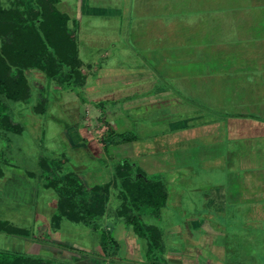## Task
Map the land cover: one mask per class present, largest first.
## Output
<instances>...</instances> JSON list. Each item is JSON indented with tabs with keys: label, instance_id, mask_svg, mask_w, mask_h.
<instances>
[{
	"label": "crops",
	"instance_id": "crops-1",
	"mask_svg": "<svg viewBox=\"0 0 264 264\" xmlns=\"http://www.w3.org/2000/svg\"><path fill=\"white\" fill-rule=\"evenodd\" d=\"M119 3V0H80L79 16H114L120 12L121 26L126 34L133 36L141 52L138 57L143 62L138 70L110 69L115 72L105 77L106 83L110 82L107 81L110 76L119 79L111 81L104 92L98 89L101 77L98 73L94 77L86 76L84 85L74 89L47 79L39 71L34 73L44 78L45 88L53 83L58 85L61 95L72 93L82 102H87L89 95L95 96L89 101L90 107L113 101L110 107L105 106L108 126L101 146L105 149V142L111 140L107 149L114 160H128L142 169L148 179L164 181L168 197L160 217L145 215L142 219L158 228L163 243L160 256L165 259L168 254L169 264H179L174 262L177 260L181 264H264V0H122ZM71 18L69 24L75 31L80 52L77 37L80 18ZM91 64L82 61V67ZM134 72L137 79L129 82V75ZM118 86L120 90H116ZM76 89L80 92L75 93ZM54 95L47 91L48 116L33 109V120L38 119L43 125L61 124L64 129L59 133L61 144L68 142L72 155H82L94 163L87 169L77 168L89 188L111 182L114 171L106 173L108 170L103 165L96 166L99 159L93 140L82 136L75 125L64 126L60 118L52 115ZM33 97L37 99L34 92ZM115 134H125L134 140L114 143ZM61 157L66 158L64 154ZM62 161L64 165L70 163L69 158L66 163ZM195 164L202 173L208 171L207 180L213 192L206 195L205 207L216 212L188 221L190 243L197 241H192L196 236L198 240L216 238L215 243L210 241L216 246L209 249L207 261L199 263L194 253H179L178 241L171 240L167 245L163 229L145 221L162 219L167 205L177 199L173 185L192 179ZM214 171L218 172L216 182L210 181L214 176L209 179V172ZM26 172L33 171H25V175ZM16 175L11 173L13 179L20 178ZM114 191L117 192L112 189L110 196ZM110 205L109 202L106 205V218L109 221L115 216L118 224L109 232L118 245L111 264H152L147 256L148 240L138 236L119 215L121 203L113 212L109 211ZM228 212H238L242 220L232 214L234 222L227 223L224 218ZM231 227L234 230H230V235L236 246L229 248L232 240H227V229ZM130 228L141 241L132 235L128 237ZM124 235L129 239L124 245L129 248L127 254L121 245ZM98 236L99 245L93 251L73 246L71 251L91 258L84 264L95 262L97 248L105 256L100 233ZM138 254L141 262L135 260Z\"/></svg>",
	"mask_w": 264,
	"mask_h": 264
},
{
	"label": "rangeland",
	"instance_id": "rangeland-1",
	"mask_svg": "<svg viewBox=\"0 0 264 264\" xmlns=\"http://www.w3.org/2000/svg\"><path fill=\"white\" fill-rule=\"evenodd\" d=\"M119 1L120 3L118 5H121L122 0ZM2 2L5 6L9 5L8 0H2ZM79 5L80 0H60L57 4V8L67 13L73 19L75 16L80 18L78 21L80 20L81 27L77 32V37L80 39L79 56L84 63H92L91 65H83L81 70L87 77H91L92 75L96 76L97 73L101 75L99 88H96L104 92V90L111 85V81H116L117 79L116 77L110 76V79L107 80L110 82L106 83L105 77L115 72L110 69L116 71L138 70L143 62L138 57L141 52L133 42V36L126 34L124 27L121 26L122 18H120V14L118 15L120 12L114 16H107L108 14L103 17L92 16V14L91 16H83V14H81L80 17L78 10ZM96 63L99 64V67H97L98 65ZM105 69H109L110 71ZM136 75L137 73L129 75V82L131 80H136ZM27 76L34 90V96L38 98V93L43 89V85L45 84L44 78L40 74L34 73V70H28ZM92 80L94 81V79ZM94 85H97V83H94ZM118 85H120L119 82ZM164 85L166 84L164 83ZM47 89L55 94V101L51 105V113L54 118H60V121L64 122V126L65 124L75 125L79 128L78 130L82 136L88 139L91 138L96 144L95 151L99 159L96 166L101 167L103 165L104 169L108 170L106 173H111L114 163L118 160H114V158L110 156L108 150L106 151L101 145L103 135H106L108 126L106 122L108 115L105 116L104 114L106 110L105 106L110 107L113 101L102 103L98 106L91 104L92 106L90 107L89 101L94 100L95 96L93 95H86L87 102H82L77 95L72 93L61 95L60 91L62 89L55 83L50 85V88ZM116 90H120V87L118 86ZM74 92L79 93L80 91L76 89ZM62 101L65 102V104L62 105ZM34 103L35 99L33 97L30 105L33 106ZM12 106L15 108L14 117L17 122H21L25 126L26 130L22 135L8 136L7 138L0 137V166L2 170L5 171L3 175H6V177L0 178V219L7 221L17 228L27 230L30 235L23 238L19 236H10L1 232L0 249L24 253L28 255V257H33V259L42 258L53 261L55 264L87 263V260L91 258L79 255L71 250L73 246H79L86 250L90 249L93 251L95 247L99 245V233L95 234L89 228L83 225H77L65 219L62 220L61 225L57 226L54 216L57 214L59 202L58 193L54 190L44 188L41 180L37 178L30 179L24 172L28 170L37 172V162L40 156L61 159L63 158L61 157L62 154H64L66 158L61 160H64L66 163L68 162V158L70 159V163L63 166L64 171H76L78 174L79 171H81L77 169L78 166H83L87 169L93 167L94 163L89 159H84L82 155H72L67 140V143L61 144L63 139L59 133L64 130L61 124L49 123L43 125L40 120H33V114H31L33 108L27 109L23 103L12 104ZM91 109L92 111H90ZM167 115L169 116L170 114ZM45 116L47 117L48 114L46 113ZM115 116L117 115L115 114ZM168 116L160 117L164 120L165 117L169 119ZM197 165L198 164H195L193 166L194 171L192 179L188 181L187 178L173 185L177 192V199H174L172 201L173 203L167 205L162 219L152 220L146 218L145 221L163 229L167 245L171 240L178 241L176 247L179 253L182 255H184V253H187V255L188 253L189 255L194 253V255H192L199 263V261H207L210 253L209 249L211 250L212 248L213 250L216 246V244H214L216 238L208 240L204 237V239L198 240L199 237L196 236L192 241H197L190 243L191 239L188 237L187 224L190 219H194L198 217V215H216V212L213 208H208L207 211L205 207L206 195H211L213 188L210 186L211 182L207 180L208 171L202 173ZM11 173H16V176H20V178L13 179ZM209 173V179L214 176V179L210 181H218V172L214 171ZM207 186H210V188L207 189ZM118 199V193L115 191L112 196H109L108 202L109 205L111 204L110 212H113L115 208L119 206L118 203H121ZM107 211L108 210H106L100 218V223L103 229L110 232V229L113 230L112 226L117 228L118 224L115 216L108 221L106 218ZM232 214L237 215L238 220L242 217L238 212H228V215L224 218L227 223L234 222L232 220ZM231 229L234 230L233 227L227 229L228 238L226 237L227 240H232V242L228 244L229 248L236 246L233 242V236L230 235ZM261 231L262 229L260 228V232ZM131 232L133 231L130 228L128 237L132 235V237L138 238ZM124 234L126 235V232H124ZM125 235L124 237H126ZM124 239L125 240H121V245L127 254L129 248H125L124 245L125 243H129V239L127 237ZM138 240L140 239L138 238ZM210 241L214 243L211 244ZM96 252L95 262L91 261L90 263L111 264L113 262L114 259L108 256H102L100 248H97ZM259 253L260 252H258V254ZM122 255H124V251ZM167 255L168 254L165 255L164 259L159 254V257L154 259L152 264H169L170 260L166 258ZM124 260H126V258ZM135 260L141 262L142 258L140 254L136 256ZM212 261L216 263V259ZM31 262L32 261H23L18 264H32ZM174 262H179V264L182 263V261L179 260Z\"/></svg>",
	"mask_w": 264,
	"mask_h": 264
},
{
	"label": "trees",
	"instance_id": "trees-1",
	"mask_svg": "<svg viewBox=\"0 0 264 264\" xmlns=\"http://www.w3.org/2000/svg\"><path fill=\"white\" fill-rule=\"evenodd\" d=\"M0 0V137L18 136L25 132L22 123L14 117L12 104L30 105L33 92L27 76L28 70L41 72L47 79L58 81L66 88L84 85L82 61L70 17L57 8L58 0ZM47 88L38 93L33 109L45 114L48 102ZM114 143L132 141L134 137L115 134ZM111 140L105 142V150ZM38 171L26 172L31 179L42 181L46 189L59 195L57 226L63 219L84 225L94 233H100V245L105 256L114 257L118 245L110 233L103 229L100 218L106 211L112 189L118 193L121 205L118 213L140 237L148 240L147 256L153 263L163 251L161 234L157 227L144 223L142 217L159 218L167 202V190L162 179H148L136 164L116 161L114 178L104 185L89 188L80 175L64 171L61 159L40 156ZM4 171L0 166V178ZM26 238L29 232L0 219V233ZM55 264L42 258L33 259L24 253L0 249V264Z\"/></svg>",
	"mask_w": 264,
	"mask_h": 264
}]
</instances>
